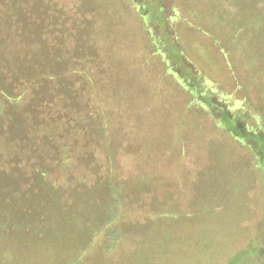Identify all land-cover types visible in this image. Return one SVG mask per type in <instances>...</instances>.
Masks as SVG:
<instances>
[{
    "label": "rangeland",
    "instance_id": "1",
    "mask_svg": "<svg viewBox=\"0 0 264 264\" xmlns=\"http://www.w3.org/2000/svg\"><path fill=\"white\" fill-rule=\"evenodd\" d=\"M156 29L262 134L264 0H0V264H264L258 156L165 102Z\"/></svg>",
    "mask_w": 264,
    "mask_h": 264
},
{
    "label": "trees",
    "instance_id": "2",
    "mask_svg": "<svg viewBox=\"0 0 264 264\" xmlns=\"http://www.w3.org/2000/svg\"><path fill=\"white\" fill-rule=\"evenodd\" d=\"M151 19L152 17L149 18V20ZM158 19L159 18L156 17V23L162 28V23L160 19ZM156 31V34L152 33V43L157 53L162 56L163 78L165 74L168 78L172 79L169 86L167 85V81L169 80L167 78L159 85V91L165 95V102L170 104L176 103L175 100L173 101L172 96L176 94L177 97H180V95L176 93V90L179 89L180 92L185 95L184 102L178 104L180 107L182 106L183 109H187L190 103H194L200 105L196 106L197 108H205L213 119L221 124L226 131L241 139V141L243 140L246 145L255 152L264 173V128L259 129L262 134H259V132L254 134V132L246 129L236 113L226 111L223 107L222 99L217 96L220 94L219 96L222 97V90L219 85H217L218 81L208 73H205L202 69L195 67L197 64L195 65L189 56L186 55V51L181 47L179 40L170 33H167L165 29H156ZM218 31L217 29V32ZM214 44L221 54L220 57H222L223 53L224 59L230 67L229 75L232 77V80L236 85H239L238 82H240V80L235 75V68H232L231 55L227 47L222 46L219 40H216ZM228 81L230 84L229 79ZM187 93L189 96L186 95ZM262 124L260 127H264Z\"/></svg>",
    "mask_w": 264,
    "mask_h": 264
}]
</instances>
